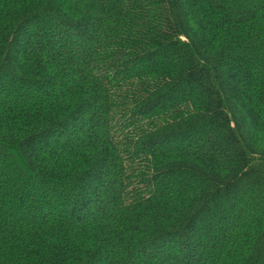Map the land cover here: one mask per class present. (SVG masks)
I'll list each match as a JSON object with an SVG mask.
<instances>
[{"label": "trees", "instance_id": "trees-1", "mask_svg": "<svg viewBox=\"0 0 264 264\" xmlns=\"http://www.w3.org/2000/svg\"><path fill=\"white\" fill-rule=\"evenodd\" d=\"M0 264H264V0H0Z\"/></svg>", "mask_w": 264, "mask_h": 264}]
</instances>
